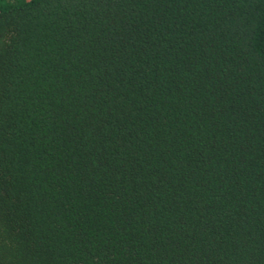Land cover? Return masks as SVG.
Masks as SVG:
<instances>
[{"label":"trees","instance_id":"trees-1","mask_svg":"<svg viewBox=\"0 0 264 264\" xmlns=\"http://www.w3.org/2000/svg\"><path fill=\"white\" fill-rule=\"evenodd\" d=\"M0 264H264V0H0Z\"/></svg>","mask_w":264,"mask_h":264}]
</instances>
